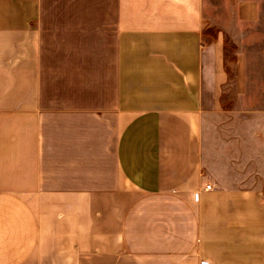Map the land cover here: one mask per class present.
<instances>
[{"label":"crops","instance_id":"0c3cea01","mask_svg":"<svg viewBox=\"0 0 264 264\" xmlns=\"http://www.w3.org/2000/svg\"><path fill=\"white\" fill-rule=\"evenodd\" d=\"M204 2L0 0V264H264V68Z\"/></svg>","mask_w":264,"mask_h":264},{"label":"rangeland","instance_id":"374dc122","mask_svg":"<svg viewBox=\"0 0 264 264\" xmlns=\"http://www.w3.org/2000/svg\"><path fill=\"white\" fill-rule=\"evenodd\" d=\"M236 2L237 0H205L201 42L209 44L217 38L224 40L223 56L226 58L225 64L230 80H233L231 69H233L234 53L241 52L244 59L245 76L248 81L249 79L255 81L256 69L259 68L262 72L264 68V31L259 36L256 34L258 31L256 29L264 30L262 26L264 20L260 23L261 26L255 28V26L248 24V21L238 19L235 9ZM260 77L263 78V75ZM245 94L247 98L250 96L263 98L264 89H245ZM220 119V121H215L214 118H211L213 138L216 122L219 123L223 120V118Z\"/></svg>","mask_w":264,"mask_h":264},{"label":"built area","instance_id":"2783aa9c","mask_svg":"<svg viewBox=\"0 0 264 264\" xmlns=\"http://www.w3.org/2000/svg\"><path fill=\"white\" fill-rule=\"evenodd\" d=\"M210 187V184L209 183H205L204 184V188H209ZM201 264H209L208 262L206 261H201Z\"/></svg>","mask_w":264,"mask_h":264}]
</instances>
